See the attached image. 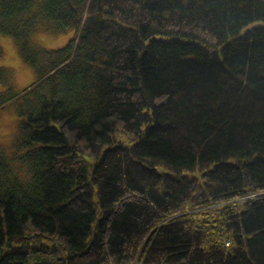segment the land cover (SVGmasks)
<instances>
[{
    "label": "trees",
    "instance_id": "16d2710c",
    "mask_svg": "<svg viewBox=\"0 0 264 264\" xmlns=\"http://www.w3.org/2000/svg\"><path fill=\"white\" fill-rule=\"evenodd\" d=\"M42 12L78 32L26 125L35 186L0 193V264H264V0Z\"/></svg>",
    "mask_w": 264,
    "mask_h": 264
},
{
    "label": "clouds",
    "instance_id": "9594fccd",
    "mask_svg": "<svg viewBox=\"0 0 264 264\" xmlns=\"http://www.w3.org/2000/svg\"><path fill=\"white\" fill-rule=\"evenodd\" d=\"M77 32L72 23L46 17L42 0H0V69L7 71L0 79V193L14 188L30 192L35 186L39 163L29 156L35 145L26 125L44 101L53 99L54 86L55 99L63 98L62 79L52 64ZM36 47L40 52L31 60L20 54ZM19 68L26 78L17 74Z\"/></svg>",
    "mask_w": 264,
    "mask_h": 264
},
{
    "label": "rangeland",
    "instance_id": "374dc122",
    "mask_svg": "<svg viewBox=\"0 0 264 264\" xmlns=\"http://www.w3.org/2000/svg\"><path fill=\"white\" fill-rule=\"evenodd\" d=\"M45 43H47V42H45ZM16 71H17V74H18V75L25 76V78H26V74H25L23 68H19V69H17ZM6 72H7V71H6Z\"/></svg>",
    "mask_w": 264,
    "mask_h": 264
}]
</instances>
